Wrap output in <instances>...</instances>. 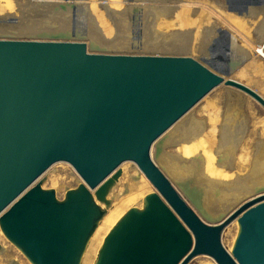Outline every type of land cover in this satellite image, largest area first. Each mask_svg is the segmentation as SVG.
Returning <instances> with one entry per match:
<instances>
[{"label": "water", "instance_id": "obj_1", "mask_svg": "<svg viewBox=\"0 0 264 264\" xmlns=\"http://www.w3.org/2000/svg\"><path fill=\"white\" fill-rule=\"evenodd\" d=\"M128 9L136 16L148 10ZM41 27L51 40L0 38L3 236L30 264H81L111 206L119 166L130 161L155 192L115 221L92 264H187L198 255L214 264H264V186L203 221L150 156L152 143L218 85L249 96L264 110L258 92L223 76L242 60L224 51L208 56L221 69L216 72L188 56L92 53L82 41L62 40L78 35L76 28L57 30L46 18ZM58 162L68 163L82 180L61 199L42 187L46 171ZM201 203L195 197L197 209L207 210ZM233 221L228 252L220 238Z\"/></svg>", "mask_w": 264, "mask_h": 264}, {"label": "rangeland", "instance_id": "obj_2", "mask_svg": "<svg viewBox=\"0 0 264 264\" xmlns=\"http://www.w3.org/2000/svg\"><path fill=\"white\" fill-rule=\"evenodd\" d=\"M93 2L97 7L94 11L88 3L80 6L75 0H0V38L51 40L49 30L41 27L46 18L58 25L57 30L76 28L86 34L87 37L82 38L78 36L80 33H70L68 38L62 40L82 41L87 51L92 53L188 56L219 72L221 69L209 62L208 56L213 57L224 51L242 62L223 76L248 85L264 97V0H119L118 5H113L107 11L97 0ZM136 5L147 8V12L138 16L130 13L128 8ZM53 7L57 8L56 11H52ZM11 29L14 31L3 33ZM132 39H142L138 48L117 45ZM223 41L227 43L225 47L222 46L225 45ZM191 131L195 134H191ZM184 133L189 139L180 136ZM158 140L157 143L153 142L150 149L152 161L205 221L204 215H215L233 203L225 204L226 208L217 212L209 209L206 204L208 191L211 194L232 187L230 182L224 184L216 178L223 176L220 180L235 181L240 177L244 181L246 177H252L253 173H249L251 165L257 158L259 147L264 146V110L249 96L221 84L195 103ZM192 141L203 142L200 144L202 147L189 151L188 156L195 154L197 157L186 158L188 156L183 153H177V150L186 153L184 150ZM234 141H237L235 148L232 147ZM216 154L220 155V159L225 158L217 162ZM238 154L246 156V161L241 162L242 167L236 163ZM207 155L214 171L209 172L204 166ZM226 159L229 160L227 163ZM169 161L175 162L178 168L183 166L181 171L185 172L179 176L172 174L166 166ZM200 162L203 165L200 166ZM119 168L121 174L109 197L111 205H117L122 197L133 193L130 195L133 200L123 207L124 213L130 207H140L143 196L155 192V189L133 162H123ZM44 177L42 187L53 189L59 199L67 188H74L82 182L75 170L65 162L53 164ZM181 177H192L195 184L203 186L195 189L193 198H201L207 210L200 212L191 201V195L179 187ZM251 180H255L254 177ZM209 186L212 189H208ZM213 195L216 199L213 202L221 205V198ZM235 230L236 224H229L223 230L220 240L224 247L232 245ZM0 244L3 247L0 264H30L1 231ZM187 264H214V261L207 255H198Z\"/></svg>", "mask_w": 264, "mask_h": 264}, {"label": "bare ground", "instance_id": "obj_3", "mask_svg": "<svg viewBox=\"0 0 264 264\" xmlns=\"http://www.w3.org/2000/svg\"><path fill=\"white\" fill-rule=\"evenodd\" d=\"M74 1V0H73ZM98 1V3L100 4V5H102L103 7H105L106 8V11H107V9H111V8H113L114 6L113 5H118L119 4V0H97ZM75 2L77 3V5L79 4L80 6L81 5H87V3L89 4V7H91V9H92V11H94V9H97V7H95L94 5H95V3L93 2V0H90V1H87V0H75ZM71 3H73V2H71ZM74 4V3H73ZM79 7V6H78ZM80 8V7H79ZM83 11V10H82ZM240 49H242V48H240ZM247 52V51H246ZM245 52V53H246ZM225 78H229V77H225ZM230 79H232V78H230ZM234 80V79H233ZM240 82V81H239ZM242 83V82H241ZM244 84V83H243ZM246 85V84H245ZM248 86V85H247ZM208 94V93H207ZM206 94V95H207ZM261 95V94H260ZM262 96V95H261ZM263 97V96H262ZM264 98V97H263ZM201 100V99H200ZM199 100V101H200ZM198 101V102H199ZM187 113H185L184 115H186ZM183 115V116H184ZM210 119V118H209ZM178 121V120H177ZM176 121V122H177ZM175 122V123H176ZM171 127V126H170ZM169 127V128H170ZM168 128V129H169ZM239 130V129H238ZM167 131V130H166ZM165 131V132H166ZM165 132H163V134L165 133ZM191 134H195V132H192L191 131ZM162 135V134H161ZM237 135V134H236ZM181 137H185V139H189V137L187 138L186 137V135H185V133L184 134H182V135H180ZM231 136V135H230ZM235 136V135H234ZM161 136H159L155 141H154V143L156 142V141H160V140H158L159 138H160ZM184 139V140H185ZM241 140V139H240ZM239 140V141H240ZM238 141V140H237ZM237 141H234L233 143H237ZM231 142H232V140H231ZM154 143H152V145H151V147H153V144ZM157 143V142H156ZM201 143H203V142H194L193 143V141L191 142V144L189 143V144H187L188 146H186V150H184V151H186V153L185 152H180L179 150H177V153H183L182 155H185V156H188V155H190V153H189V151L191 150V148H196V147H202V146H200V144ZM235 143V144H236ZM232 144V143H231ZM235 144H232L233 146V148H234V145ZM157 145V144H156ZM198 147V148H199ZM232 147H231V149H232ZM158 148H160V147H158ZM260 149H258V153H256L257 154V158L255 159L254 158V160H253V165H251V168H250V171H249V173H253V175H252V177H246L245 178V180L243 181H240V180H235V181H226V180H220V179H223L224 177L223 176H221V178L219 179H217L216 178V180H218L219 182H222V183H224V184H226V183H228V182H230L229 183V185H231L232 187L231 188H228V190H225V188L224 189H220L219 191L217 190L216 191V193L215 192H211V194H210V191H208V195L206 194V192H205V194L207 195V199H206V204L208 205V207H209V209L211 210V211H214V212H217V210H221V209H224V208H226V205H227V203H230V202H235V201H237L239 198H241V196L242 195H245V194H248L249 192H251L253 189H255V188H258V187H262V186H264V159L262 158V155L264 154V146L262 147V146H260L259 147ZM178 149V148H177ZM234 150V149H233ZM176 153V154H177ZM245 154H246V152H245ZM245 154L244 155H240V154H238V157H237V159H236V163H237V165L238 166H241L242 167V163L241 162H245L246 160V156H245ZM150 155H151V158H152V154H151V151H150ZM192 155V154H191ZM240 155V156H239ZM191 157H193V158H195V157H197V156H195V154H193V156H188V157H186V158H191ZM207 157H208V155H207ZM216 161H217V158H218V161L217 162H220V161H222L223 160V158H225V157H221V159H220V155H217L216 154ZM232 158V157H231ZM198 159H199V157H198ZM154 161V160H153ZM229 160H225V163H227ZM155 163V162H154ZM156 164V163H155ZM201 165H203L202 164V162H200V166ZM166 166H167V169L172 173V174H174L175 176H179V174L180 173H182V172H185V171H181L182 169V167H180V168H178L179 166L177 165V164H175V162L173 163V162H171V161H169L167 164H166ZM205 167H206V169H207V171H209V172H211L212 170H213V166H212V163L210 162V157H208V158H206V162H205V165H204ZM72 168V167H71ZM183 169H185V168H183ZM214 171V170H213ZM225 171H227V170H224V172ZM142 173V172H141ZM223 173V172H222ZM207 177V176H206ZM254 177V179L255 180H251V178H253ZM141 178V177H140ZM183 177H181V179H180V181L178 182V185H179V187L183 190V191H185L186 193H188L189 195H191L190 196V199L192 200V202L195 204V199L193 198L195 195H196V193H195V189H197V187H200L201 185H199V184H195V180L192 178V177H190V178H187V179H182ZM208 179H209V177H207ZM144 179V178H143ZM214 180H215V178H213ZM215 184V183H214ZM216 185V184H215ZM139 186V185H138ZM201 187H203V186H201ZM227 187V186H226ZM139 188H140V186H139ZM201 189V188H200ZM204 190H205V187L203 188ZM208 189H212V187H210L209 186V188ZM112 190V189H111ZM138 190V189H137ZM215 190V189H214ZM111 192V191H110ZM220 192H223L222 194H220ZM218 193V194H217ZM213 194H216V195H218L220 198H221V200H222V204L220 205V204H217V202L216 203H214L213 201L214 200H216L215 199V196L213 195ZM130 195H133V193H128V194H126L124 197H122V199H120V201H119V203L116 205H111L109 208H107V210H106V214H105V216L103 217V219L101 220V222L99 223V225H98V227L96 228V230H95V232H94V234H93V236L91 237V239H90V241H89V243H88V245H87V248H86V250H85V252H84V254H83V257H82V264H92V260L94 259L93 258V256H94V253L97 251L96 250V248L98 249V247H99V245H100V241H102V239H103V234L104 233H107L106 231H108L111 227H112V225L115 223V221L123 214L122 213V210H123V207H124V205L125 204H127V203H129L130 201H132L133 200V197H131ZM136 195H138V193L136 194ZM135 197V196H134ZM136 199V198H135ZM134 199V200H135ZM205 204V203H204ZM226 204V205H225ZM130 205V204H129ZM206 206V205H205ZM207 207V206H206ZM125 209V208H124ZM217 214V213H216ZM207 216L208 215H204V217H206L207 218ZM204 221V220H203ZM231 224H236V222L235 221H233ZM236 231V230H235ZM228 252L230 251V249H231V246H229V247H224ZM96 255V254H95Z\"/></svg>", "mask_w": 264, "mask_h": 264}]
</instances>
